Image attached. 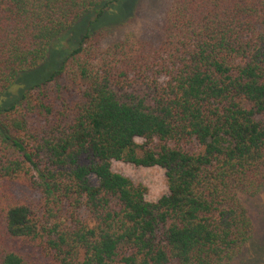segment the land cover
I'll return each instance as SVG.
<instances>
[{
	"label": "trees",
	"instance_id": "obj_1",
	"mask_svg": "<svg viewBox=\"0 0 264 264\" xmlns=\"http://www.w3.org/2000/svg\"><path fill=\"white\" fill-rule=\"evenodd\" d=\"M123 1L0 0V264H233L254 236L264 0H171L156 43L106 45ZM112 160L164 169L168 194Z\"/></svg>",
	"mask_w": 264,
	"mask_h": 264
},
{
	"label": "rangeland",
	"instance_id": "obj_2",
	"mask_svg": "<svg viewBox=\"0 0 264 264\" xmlns=\"http://www.w3.org/2000/svg\"><path fill=\"white\" fill-rule=\"evenodd\" d=\"M170 2L171 0H124L120 5L125 6L129 21L124 26L115 28L105 40V44L121 38L124 33L129 31L156 43L161 35L162 24ZM41 77L42 72H35L23 76L22 79L25 84H28ZM38 81L40 82V80ZM8 105H4V107ZM135 142L141 143L142 139L136 138ZM110 168L112 172L128 178L134 185H142L146 189L145 200L147 202H156L168 194L165 170L158 166L141 167L112 160ZM8 192L10 194L8 197L16 201L29 203L36 199V195L22 180L10 184ZM245 203L254 222V236L233 264H264V193L247 199ZM31 264H43V262L32 257Z\"/></svg>",
	"mask_w": 264,
	"mask_h": 264
}]
</instances>
